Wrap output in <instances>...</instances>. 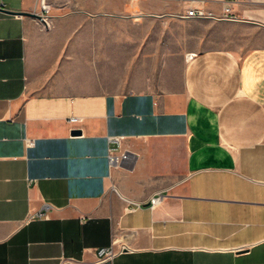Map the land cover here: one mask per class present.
<instances>
[{
  "label": "crops",
  "instance_id": "1",
  "mask_svg": "<svg viewBox=\"0 0 264 264\" xmlns=\"http://www.w3.org/2000/svg\"><path fill=\"white\" fill-rule=\"evenodd\" d=\"M47 1L0 11V264H264V0ZM191 7L179 68H98Z\"/></svg>",
  "mask_w": 264,
  "mask_h": 264
},
{
  "label": "rangeland",
  "instance_id": "2",
  "mask_svg": "<svg viewBox=\"0 0 264 264\" xmlns=\"http://www.w3.org/2000/svg\"><path fill=\"white\" fill-rule=\"evenodd\" d=\"M40 2L42 1L39 0L38 4L41 7ZM45 2L50 6L47 0ZM172 21L176 23L174 27L178 39H113L112 59L97 61L98 68L102 72L105 69L110 70L111 77L116 82L125 78L127 74H136L137 70L152 77L158 76L165 67L179 68L182 63L181 53L190 46L188 40L180 38H183L186 33L195 34L207 29V24L202 18L186 19L176 16L172 18ZM155 30L161 31V35H167L168 20L161 19L159 29Z\"/></svg>",
  "mask_w": 264,
  "mask_h": 264
},
{
  "label": "built area",
  "instance_id": "3",
  "mask_svg": "<svg viewBox=\"0 0 264 264\" xmlns=\"http://www.w3.org/2000/svg\"><path fill=\"white\" fill-rule=\"evenodd\" d=\"M42 2H40L41 8L43 10V12L41 13L43 16L44 21L42 22L43 28H49L50 26V22H49V16H48V12L50 10V6L48 3L45 2V0H41ZM200 1H204V0H200ZM233 1H245V0H233ZM226 11H229V8L225 7ZM179 17L182 18H207V17H214L213 13L210 11H206L203 7H191L186 9V11L184 13L179 14ZM193 54L189 55V58L192 57ZM71 121H76L77 118L76 117H71L70 118ZM110 141L114 142V143H119L120 141V137H110ZM127 159V155L124 152H119L118 148L115 146H112L109 148L108 151V160H109V164L110 166H119L122 164V162ZM162 193H158L155 196H152L146 203H140L138 204V206L141 205H149L151 207H154L155 205H157V203L159 202V200L162 197ZM48 215L45 211L39 210L36 212H32L28 215L27 217V221H31L33 219H42V218H46ZM122 250V247H119V249H115L114 246H111L109 248H102L98 250L97 253V258H98V262H103L105 260H109L111 259L116 253L120 252ZM62 264H75L74 261L72 259H67V258H63L62 259Z\"/></svg>",
  "mask_w": 264,
  "mask_h": 264
},
{
  "label": "water",
  "instance_id": "4",
  "mask_svg": "<svg viewBox=\"0 0 264 264\" xmlns=\"http://www.w3.org/2000/svg\"><path fill=\"white\" fill-rule=\"evenodd\" d=\"M0 11L5 12V13H9V14H14V15H25V16H30L33 18H36L40 21H44L43 16L41 13L38 12H26V11H12L9 9H5L3 6H0ZM73 133H78V131H73Z\"/></svg>",
  "mask_w": 264,
  "mask_h": 264
}]
</instances>
